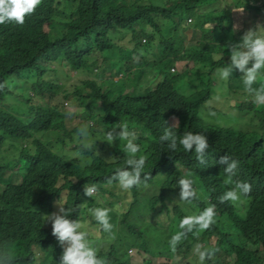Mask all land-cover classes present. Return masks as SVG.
<instances>
[{
	"label": "trees",
	"instance_id": "obj_1",
	"mask_svg": "<svg viewBox=\"0 0 264 264\" xmlns=\"http://www.w3.org/2000/svg\"><path fill=\"white\" fill-rule=\"evenodd\" d=\"M152 1L160 4L0 0V155L10 153L0 158V264H130L131 248L140 255L159 253L160 260L176 255L179 264H210L199 248L192 259L187 257L194 248L189 232L181 235L188 243L184 250L178 248L182 242L167 238L168 227L178 220L191 222L192 230L198 226L197 233L207 228L203 242L214 248V264H264V108L255 109L252 101L235 105L238 120L255 122L248 129L215 125L200 115L213 98L210 76L217 69L231 95L264 98V0ZM252 11L257 25L245 31L231 27V18ZM190 19L201 22L188 25ZM116 30L131 37L130 47L120 51L123 69L136 74L157 70L159 85L139 100L113 87H95L83 95L80 118L106 122V133L115 127L114 118L130 124L140 134L130 152L80 146L87 124L74 133L69 128L73 119L55 108L31 105L26 120L4 108L11 82L22 73L27 93L21 99L33 101L43 92L40 83L57 94V81L48 79L59 70L54 65L99 68L108 57L102 58L103 52L115 46L111 34ZM242 32L258 34V52L241 50ZM185 51L193 60L185 58ZM142 55L152 62L134 59ZM189 61L195 64L192 71L191 64L181 74L171 71ZM202 64L213 71L208 78ZM101 71L110 82L106 74L118 73L115 68ZM238 72L247 74L242 87L236 84ZM76 92L71 87L62 94ZM95 131L92 124L89 134ZM117 188L125 192L124 205L102 204V196L121 200ZM94 189L101 196L92 194ZM85 217L93 231L83 238L78 229ZM73 231L74 244L88 247L76 260L67 249ZM101 244L107 250L99 249Z\"/></svg>",
	"mask_w": 264,
	"mask_h": 264
},
{
	"label": "rangeland",
	"instance_id": "obj_2",
	"mask_svg": "<svg viewBox=\"0 0 264 264\" xmlns=\"http://www.w3.org/2000/svg\"><path fill=\"white\" fill-rule=\"evenodd\" d=\"M146 1L147 2L150 1V3L153 5L160 4L154 1L151 2V0H146ZM248 1H250V4H260V0H248ZM111 2L112 0H105L106 5L111 4ZM252 13L244 12L243 13L244 17L238 14L235 15V17L231 18V23H230L231 27L236 30L245 31L247 30L248 27H253L257 25L258 20L256 19V14L254 11H252ZM194 21L195 23H197V25L201 22L200 19L199 20L194 19ZM195 26L196 24L192 28H194ZM242 35L245 38V43L241 46V50L248 51V53L249 52L256 53L261 49V47L258 46V43L256 42L258 34H256L255 32H242ZM189 37H191V33H189ZM111 40L113 41V44H115L114 48H112L111 51L106 50L103 52L102 58L106 56L108 57L104 59V63L100 65L99 68H94L93 71L89 69L69 68L67 65H59V64L54 65L60 71L59 70L55 71L51 77H48V79L49 82L57 81L58 87H57V94L55 96H53L52 92L46 88L45 84L40 83L43 92L40 95L39 99H33V101L27 99L26 100L21 99L22 95L27 93V87H26L27 84H25L22 80V74H23L22 73L20 77H16L11 82L9 86V92L4 97V101H5L4 108L10 111L12 114L20 116L23 120H26L28 116L27 114L28 108L31 105L35 108L39 107L45 110H50L52 108H55V110L60 115L66 116L67 120L73 119L72 125L69 126V128H71L74 133H79L81 131L82 122H84V124H87V128H88L87 139L80 140L79 141L80 146H88V148H90V151H92V146H99V147L104 146V147H119V148H123V151L130 152L137 143L138 136L140 134H136L132 130L125 128H123L121 132L110 131L106 133L102 131V127L104 126V124H106V122L96 121V120L87 121L84 118V115L82 116V118H80V111L82 109H85L84 106L85 103H83L82 100L83 95H88L92 93L95 87L102 88L104 90L105 89L111 90L113 87L114 91H116L117 94L132 98L134 100H139L144 98V96H146L151 91L156 90L157 89L156 87L159 85V83L156 82V80H154V78H156L154 77V74L157 73V70L151 68L143 69L141 74H136L134 71H129L128 78L125 80V82H123L120 85L115 84L118 82V79H116V76L111 77L110 71L106 74V76L107 77L110 76L111 80L114 83L107 80H103L105 74H103L101 70L107 71L112 68H115L118 71L117 76L121 75L123 67L121 66V62H120V51L121 48L130 47L129 42H131V37L130 35L126 37L125 35L121 34L120 30H116L111 34ZM204 42L207 43L208 41L205 40ZM235 44L236 43H234V45ZM228 45L232 46L233 43H228ZM184 53H185V58L193 60L188 52L185 51ZM215 55H213V58H215ZM141 59H143L148 63L152 62L149 58L143 55L140 58V60ZM135 60L140 61L138 59ZM186 64H191L188 68L191 69V71L192 69H195V64L192 61H189L188 63L175 66L174 69H172L171 71L175 70L176 73L181 74L182 72H184ZM200 70L203 71L205 78H208L210 73L213 72L211 71L210 67L207 64L200 65ZM191 71L188 72L191 73ZM235 77L237 78L236 84L240 85V87L247 84L245 83V77H247V74L238 72L235 75ZM225 78L224 75L222 74V71L219 69L214 71V73L210 76L211 80L213 81L215 80V83H213L215 92H212L213 98L204 107L202 106L200 108L201 111L200 115L202 119L205 120L206 122H210L215 125L230 127L235 129L239 127H242L243 129L256 127L255 122L248 125L247 123L237 119V117L233 114L236 112L235 105L240 102L252 101L255 103L254 105L255 109L262 110L264 108V98L259 97L255 100H252L249 97L240 96L239 94L231 95V92L228 93L221 86L225 82ZM183 81L185 82L191 81V78H184ZM71 87H75L77 89L76 92L77 96L72 95V93L62 94L63 91L69 90ZM224 95L227 96L224 97ZM119 120H124V118H119ZM171 121L173 124H176L177 118L172 117ZM134 122H136V120H132V123ZM110 123L112 124V126L117 125V121L115 120V118L111 120ZM92 124L95 127L96 131L89 134ZM128 127L129 124L127 123V128ZM142 135L145 134L143 133ZM0 139H2V137H0ZM9 156L10 153H3L0 155V158H5ZM76 160H80V159L76 157ZM83 164H85L84 161ZM21 168L22 167H20L16 171L22 170ZM21 180L22 177H20V181ZM114 192L118 193L121 196V200L119 198H116L110 201L109 198L102 196L100 198L101 202L102 204H105L107 206H110L109 202H116L117 205L121 208V205L122 204L124 205L122 200L126 197L125 192L124 191L122 192L119 188H117ZM91 193L92 194L94 193L95 196H101L100 194L97 193V190L95 189L91 190ZM149 195H150V191H148L146 196ZM112 213L115 216H118V213L116 211L112 210ZM107 214L109 213L106 212V215ZM83 219H84V221L82 222L83 224L78 229V232L80 233L81 237L86 238L87 232L93 231V228L88 229L89 226V222L87 220L88 218L85 217ZM101 220H103V216ZM197 230H198V226L194 227V229L192 230L191 222L178 220L173 222L168 227V231L166 233H167V238L169 240H174L175 242L176 241L182 242L178 248L184 250L186 244L188 243L185 240L182 241L180 240L181 235L188 234L189 232L193 237V239L189 240V243L193 244L194 248L190 255L187 254V257H189V259H192L194 252H196L197 248H199L207 253L206 254L207 261L210 264H214L215 261L212 259L213 256L210 254V252L214 251V248H212L210 244H208L207 242H203V234L207 232V228L202 227V229L198 233ZM228 232L233 233L232 231H228ZM69 237L70 239L67 248L69 252H71L69 256L72 260H76L82 255L83 252H85L84 249L88 247H81L80 242L78 243V246L74 244L77 240L75 231L70 232ZM98 238H94V239H98ZM107 247H108L107 245L101 244L99 249L107 250ZM156 254L158 255V257H152V255H147L146 253H144V255H140L137 249L131 248V252H129V257L127 259L130 260V264H146L147 260L150 261V264H179L182 261V259L176 255H175V259L171 258L169 255L168 256L165 255V258H169L170 261L165 259L160 260L159 258H164V257H160L159 253ZM184 260L185 258H183V261Z\"/></svg>",
	"mask_w": 264,
	"mask_h": 264
},
{
	"label": "clouds",
	"instance_id": "obj_3",
	"mask_svg": "<svg viewBox=\"0 0 264 264\" xmlns=\"http://www.w3.org/2000/svg\"><path fill=\"white\" fill-rule=\"evenodd\" d=\"M190 22H188V25L194 23L193 19H192V22H191V19L189 20ZM125 128V129H130L132 130L134 133L138 134V130L134 129V128H130V124H129V127L127 128V123H124V124H117L114 128H112L111 130H109L108 132L110 131H117V132H121L122 129ZM107 132V133H108ZM138 144V142L136 143Z\"/></svg>",
	"mask_w": 264,
	"mask_h": 264
},
{
	"label": "crops",
	"instance_id": "obj_4",
	"mask_svg": "<svg viewBox=\"0 0 264 264\" xmlns=\"http://www.w3.org/2000/svg\"><path fill=\"white\" fill-rule=\"evenodd\" d=\"M135 59H138V60H140L139 58H135ZM118 74V73H117ZM117 74L116 75H113L112 74V72H111V75L112 76H116V79H121V78H128V75H129V70H127L125 67H124V69L122 70V73H121V75L120 76H117Z\"/></svg>",
	"mask_w": 264,
	"mask_h": 264
}]
</instances>
